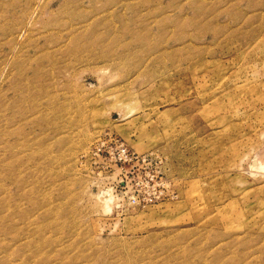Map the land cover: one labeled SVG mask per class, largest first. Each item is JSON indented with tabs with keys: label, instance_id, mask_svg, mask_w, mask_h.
<instances>
[{
	"label": "rangeland",
	"instance_id": "obj_1",
	"mask_svg": "<svg viewBox=\"0 0 264 264\" xmlns=\"http://www.w3.org/2000/svg\"><path fill=\"white\" fill-rule=\"evenodd\" d=\"M0 264H264V0H0Z\"/></svg>",
	"mask_w": 264,
	"mask_h": 264
}]
</instances>
